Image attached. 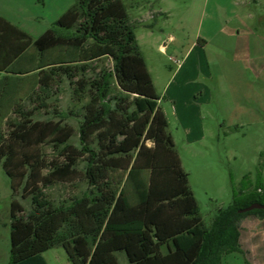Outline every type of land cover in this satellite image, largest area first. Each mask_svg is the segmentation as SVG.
Listing matches in <instances>:
<instances>
[{"label": "trees", "instance_id": "trees-1", "mask_svg": "<svg viewBox=\"0 0 264 264\" xmlns=\"http://www.w3.org/2000/svg\"><path fill=\"white\" fill-rule=\"evenodd\" d=\"M103 58L110 68L96 64ZM64 79L73 99L85 100L79 147L69 143L65 114L30 119ZM158 101L121 0H75L37 38L0 17V162L13 196L31 205L11 201L7 264H47L43 253L56 246L71 264H120L119 254L127 264H221L235 252L249 264L240 223L264 219V210H240L264 205L262 183L253 189L248 175L232 183V202L207 228ZM48 144L64 159L46 161ZM81 176L80 196L58 205L47 197L48 187Z\"/></svg>", "mask_w": 264, "mask_h": 264}, {"label": "rangeland", "instance_id": "rangeland-1", "mask_svg": "<svg viewBox=\"0 0 264 264\" xmlns=\"http://www.w3.org/2000/svg\"><path fill=\"white\" fill-rule=\"evenodd\" d=\"M121 1L158 86L164 82L162 77L165 74L158 75L159 79L155 65H159L160 72L164 73L162 67L169 71V67L175 68L176 63L175 60L169 61V57L175 59L176 55L172 52L174 42L168 40V35L182 40L185 44L204 36L209 40V45L201 50V55L210 60L212 68L206 78L200 74L196 79L206 87L207 92L208 103L202 105L207 136L203 142L189 147L185 143L183 128L172 117L169 118L168 127V131L175 134L176 150L181 156L183 169L188 173L189 185L194 191L200 216L208 228L217 210L232 202V183L239 188L244 175H248L253 189L258 186V182L264 188V165L259 170L260 163L264 162V21L252 18V14L257 11L252 5H229L230 0H222L228 4L223 6L214 5L215 0ZM73 2L74 0H46L45 12L48 15L37 24L38 28L31 32V36L36 38V34L51 28L59 12L69 8ZM151 10L163 12L156 14L160 25L166 19L163 29L154 38L145 36L143 30V22ZM230 32L240 33L237 43L241 46L248 36V40L252 42L249 56L234 49L235 38L228 37ZM159 45L165 48V55L159 53ZM96 64L100 67H111L108 58H103ZM188 82V85L197 83L191 80ZM72 89L64 79L47 102L48 108L34 112L30 119L59 121L58 113L65 114L62 124L74 130L69 143L79 147L77 128L81 117L78 113L85 100L75 101ZM152 149L153 143L147 142L148 155L152 154ZM42 153L46 161L64 159L51 144L44 145ZM85 163L83 157L77 159V169L82 173ZM219 185L224 187V192L215 191ZM86 189L87 184L81 176L75 182H57L45 192L58 205L63 200L80 196ZM13 199L25 210L30 209L29 199H22L20 195L13 196L10 179L0 162V264H7L9 260L10 205ZM251 233H258L264 239V228L254 229ZM245 241L244 238V243ZM259 243L249 244L248 247L243 244L249 264H264V257H260L261 252L258 251ZM43 257L47 264H71L61 246L47 250ZM118 258L120 264H127L124 255L119 254ZM221 264L247 263L241 253L235 252L225 255Z\"/></svg>", "mask_w": 264, "mask_h": 264}, {"label": "crops", "instance_id": "crops-1", "mask_svg": "<svg viewBox=\"0 0 264 264\" xmlns=\"http://www.w3.org/2000/svg\"><path fill=\"white\" fill-rule=\"evenodd\" d=\"M228 4L244 7L252 5L257 10L255 14H252V18L256 19L257 21H264V0H230ZM228 4L222 0H215L214 3V5L217 6ZM45 7L46 0H0V17L4 18L9 23L18 27L30 37H32L31 32L35 31L38 28L37 24L43 20L45 15H48V12H45ZM66 10L59 12L57 20ZM157 13L161 14L163 12L151 10L145 17L146 21L143 22V30L145 31L144 35L148 36L149 38H154L156 33L163 29V25L166 24L165 19L164 23L160 25V22L156 20ZM151 20L153 22H149ZM44 32L36 34V38L42 35ZM228 37L230 39L235 38L234 49L237 50L238 53H243L244 56L250 55L252 52V42L250 39L248 40V36L247 41L243 43L242 46L237 43V39L240 37L239 32H236L235 34L230 32ZM168 40L174 42L172 52L174 55H176L175 59L173 57H169V61L174 62L175 60L176 63L175 68L169 67V71H166V69H163L161 66L164 73L160 72L159 65H155L157 77L159 79L160 76L158 75L165 74V76L163 75L162 77L164 82H161L160 86L156 84L152 72L147 65V59L141 48L140 50L147 65L154 93L159 98L157 103L158 111L165 115L168 122V127H170L169 118L172 117L174 121H176L179 126L183 128L185 143L190 147L194 144L203 142L208 131L207 127H205L203 123L204 113L202 106L203 104L208 103L206 87L201 82L199 83L196 79L200 76V74L203 78H206L209 74V70L212 68L210 66V60L206 58L204 59V57L201 55V50L205 49L209 45V40L204 36L199 37L196 41L190 40V42L185 44V42L172 35H168ZM158 48L159 53L163 55L166 54L165 48L162 45H159ZM193 53H196V55H193ZM189 80L193 82L195 81L197 83H194V85H188L187 83H189ZM170 134L173 138L176 148L175 134L171 131ZM191 190L194 194L192 188ZM215 191H217V193L224 192V187H217ZM240 227V243L242 247L243 244L248 247L249 244H258V242H260L258 251L261 252L260 257H264V239L261 238L258 233H251V231L254 229L264 228V219L255 216H247L241 221ZM244 238L246 243H244Z\"/></svg>", "mask_w": 264, "mask_h": 264}, {"label": "water", "instance_id": "water-1", "mask_svg": "<svg viewBox=\"0 0 264 264\" xmlns=\"http://www.w3.org/2000/svg\"><path fill=\"white\" fill-rule=\"evenodd\" d=\"M254 209L264 210V205L259 204V203H253V204L249 205L248 207L240 210V212H247V211H251V210H254Z\"/></svg>", "mask_w": 264, "mask_h": 264}]
</instances>
